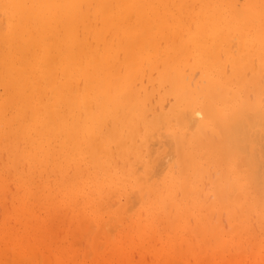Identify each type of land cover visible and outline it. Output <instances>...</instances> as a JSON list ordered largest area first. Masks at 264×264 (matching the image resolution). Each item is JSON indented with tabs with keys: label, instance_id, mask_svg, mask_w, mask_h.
Here are the masks:
<instances>
[{
	"label": "bare ground",
	"instance_id": "1",
	"mask_svg": "<svg viewBox=\"0 0 264 264\" xmlns=\"http://www.w3.org/2000/svg\"><path fill=\"white\" fill-rule=\"evenodd\" d=\"M1 150L0 264H264V0H0Z\"/></svg>",
	"mask_w": 264,
	"mask_h": 264
},
{
	"label": "rangeland",
	"instance_id": "2",
	"mask_svg": "<svg viewBox=\"0 0 264 264\" xmlns=\"http://www.w3.org/2000/svg\"><path fill=\"white\" fill-rule=\"evenodd\" d=\"M109 150H110V152H109ZM2 151V152H1ZM0 151V153L2 154L3 153V151L4 150H1ZM112 152H113V156H114V158H113V156H112ZM108 153H110L111 155H110V162H105V164H104V170L107 172V174L110 172V171H114L112 168L113 167H115V168H117V167H120L121 166V164H120V156H119V153H118V151L116 150V148L114 147V146H112V148L110 147V148H108ZM2 155H4V158L2 157ZM2 155H0V175H1V173H3V171H6L7 172V168H10L11 166H13L8 160V155H7V153L4 151V154H2ZM117 155V156H116ZM2 157V158H1ZM5 161H4V160ZM113 160V161H112ZM119 164V166H117L118 164ZM7 164V165H6ZM9 165V166H8ZM7 166V167H6ZM5 168V169H4ZM109 169V170H108ZM10 170V169H9ZM24 170H26V169H24ZM72 172H73V170H71V171H69L68 172V175H71L72 174ZM24 174V175H23ZM22 174V177L23 176H25V173H23ZM37 175L39 174V172H38V170H37V173H36ZM11 175V176H10ZM10 175H8V184H6L5 186H3L1 183V179H0V194H4V197H3V201H1L0 202V224L1 223H3L5 220H6V223H9V225L11 226V227H15V228H18V227H20V224L18 223V221H16V220H14V218H13V216H12V213H11V211H10V205L12 204V203H15L16 201H15V199H14V196L13 195H15V194H17V196H23L24 194H26L27 192H29L30 193V197H31V195H36L37 197L39 196V199H37L36 200V198H34V200H33V204L35 205V206H42L43 204H42V202L43 201H41V199L40 198H42L43 197V195L42 194H44L43 192L45 191V186H44V184H43V182L41 183L40 181H37V184H36V187L35 188H33V189H27V192L25 191V189H21V188H18L16 185H15V178L17 177V175H15L14 176V173L13 172H11L10 173ZM67 175V176H68ZM10 176V177H9ZM57 176H58V173H57ZM0 178H1V176H0ZM12 180H11V179ZM9 179H10V181H9ZM38 179V178H37ZM14 180V181H13ZM44 180H46V179H43V181ZM14 182V183H12V182ZM11 185H10V184ZM56 184V182L55 181H51V182H49V185L51 186V188H50V193H49V195L51 196V195H56L57 193H56V189H54V187L56 186L55 185ZM8 185H10V186H8ZM44 186V187H43ZM39 187V188H38ZM6 190H4V189ZM11 188H13V189H11ZM53 188V189H52ZM7 189H9V190H7ZM12 190V191H11ZM5 191V192H4ZM17 193H16V192ZM22 191V192H21ZM9 193V198H7L6 197V195L8 196V194L7 193ZM24 192H26V193H24ZM35 192V193H34ZM13 193V194H12ZM41 195V196H40ZM8 202H7V201ZM37 203V204H36ZM39 203V204H38ZM5 204V205H4ZM4 205V206H3ZM68 213V211L66 212V214ZM4 216V218H3V216ZM54 215H55V217H54ZM64 215H62V217H63ZM58 217V218H57ZM60 217L61 218V220H60V218H59V215L58 214H52L50 217H48V222H50L51 223V226L53 227V229L57 232V234H59V235H64V233H63V228L64 229H66V230H73V229H76V226L75 225H78L77 223H76V218H74L73 217V215L71 214V212H69V215L67 214V216H65V217H68V219H66L65 217ZM54 218V219H53ZM55 218H56V220H57V222H56V220H55ZM72 218V219H71ZM73 218H74V221H75V224H74V221H73ZM52 219H53V221H52ZM64 220V221H63ZM69 220H70V222H69ZM10 221V222H9ZM61 222H63V224H62V226H61ZM15 223V224H14ZM58 223H60V224H58ZM73 223V224H72ZM69 224L71 225V226H73V227H69ZM14 225V226H13ZM61 226V228H59ZM56 227H58V228H56ZM60 229V230H59ZM61 232V233H60ZM65 232V231H64ZM69 236H73V234H69ZM74 236H76V235H74ZM69 238V237H68ZM70 239V238H69ZM71 240V239H70ZM37 254V253H36ZM38 255L39 254H37L36 256L38 257ZM35 256V259L37 258ZM40 256V255H39ZM134 256H136L137 258L136 259H138V256H137V254L135 253V255ZM39 259V261H41V258L40 257H38ZM36 262L37 263H41V264H43L42 263V261L41 262H38L37 260H36Z\"/></svg>",
	"mask_w": 264,
	"mask_h": 264
}]
</instances>
